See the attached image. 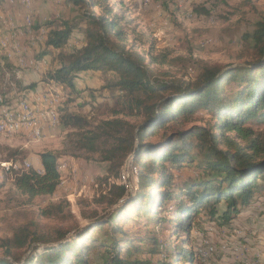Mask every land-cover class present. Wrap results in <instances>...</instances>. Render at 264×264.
<instances>
[{
    "label": "trees",
    "instance_id": "trees-1",
    "mask_svg": "<svg viewBox=\"0 0 264 264\" xmlns=\"http://www.w3.org/2000/svg\"><path fill=\"white\" fill-rule=\"evenodd\" d=\"M63 1L81 10V19L78 23H48L50 30L43 34L45 43L38 58L58 56L41 82L45 89L69 92L66 101L61 90L60 125L76 138L77 149L97 154L101 162L109 164L104 178L108 192L97 201L99 210L82 213L88 226L81 232L76 222L69 228L46 230L36 223L16 227L0 243V264H94L98 253L105 255L102 264H209L188 239L196 220L207 217L216 224H228L264 197V129L258 128L264 126V17L253 33L242 37L251 51L239 57L249 59L225 66L204 65L195 77L166 80L151 68L164 63V57L149 63L127 43L126 27L132 20L120 15L115 3ZM193 12L198 17L211 14L205 5H197ZM80 27L84 43L70 53L62 52ZM82 72L100 73L101 89L116 90L119 101L109 119L93 123L78 110L82 105L76 104L80 92L75 82ZM14 73L5 60L0 62L1 95L11 98L36 88L17 82ZM16 87L23 90L18 92ZM88 97L86 106L93 103L91 93ZM65 103L68 109H63ZM198 114L208 120L203 122ZM133 154L136 197L114 211L127 195L131 176L123 170ZM60 157L59 152L41 153L43 171L17 173L15 189L28 202L55 194L62 181ZM111 179L115 180L112 184ZM68 207L65 202L52 204L39 214L68 222L74 220L69 209L66 212ZM130 214L168 235L162 239L154 231L127 229ZM105 227L110 231L104 232L103 239L93 236ZM72 231L77 237L60 243ZM181 234L185 237L178 241ZM34 244L47 247L37 254L35 246L25 257Z\"/></svg>",
    "mask_w": 264,
    "mask_h": 264
},
{
    "label": "rangeland",
    "instance_id": "rangeland-1",
    "mask_svg": "<svg viewBox=\"0 0 264 264\" xmlns=\"http://www.w3.org/2000/svg\"><path fill=\"white\" fill-rule=\"evenodd\" d=\"M111 2L116 4V10L120 15L126 14L132 20L131 25L126 27L127 43L133 45L138 53L145 55L149 63L152 58L164 57V63L152 65L151 68L157 71V76L166 80L185 78L187 75L195 77L204 65L225 66L249 59L239 57L240 54H248L251 51H249L251 45L248 44L246 47L242 37L245 33H253L256 23L264 17V0H111ZM2 3L5 5L6 0H0V5ZM197 5H205L211 10V14L198 17L193 12ZM2 9L19 15L17 25L12 23L13 20H9L8 25L4 24L2 28L7 27L3 33L17 32L20 35L12 44V48L17 47L18 54L27 60H39L38 56L42 52L46 36L42 33L43 30L45 33L50 30L49 22L55 21L58 24L60 21L70 20L78 23L82 13L63 0H30L28 7L5 5ZM95 11L100 12L98 9ZM28 15L33 25L30 30L25 23ZM82 30L80 27L74 32L71 42H68L62 52L70 53L84 43ZM6 34L0 39H5ZM57 56V53L50 55V61L54 63ZM38 73L37 80L36 77L30 76L24 86L36 85L34 88L36 92L44 90L46 84L41 82L44 74ZM100 80L93 75L83 76L76 86L80 92L76 104L82 105L78 110L84 112L93 123L109 119L111 111L117 107L119 101L115 89L105 91L99 88L103 77ZM11 81L15 83L14 79ZM16 90L19 89L16 87ZM61 90L68 101L69 92L65 88ZM88 93L92 94L93 103L86 106L85 98L91 99ZM66 108L68 109L65 103L63 109ZM70 109L72 110L71 105ZM197 118H202L203 122L208 120L203 114H198ZM258 128L264 129V126ZM19 134L10 137L0 136V243L11 237L16 227L25 223H36L41 230H46L50 227L69 228L76 222L81 232L88 226L82 213L88 214L93 210H99L97 201L108 192L109 186L104 178L107 176L109 164L101 162L97 154L77 149L76 138L61 125L59 129L55 128L50 134H45L40 141L29 138L24 131ZM49 151L61 153L59 166H66L60 174L63 181L52 196L38 197L28 202L15 189L13 183L15 175L25 170L6 171L5 165L18 162L23 168H27L28 161L32 163L41 153ZM123 171H126V164ZM128 172L135 183L132 165ZM114 182V179L109 180L110 184ZM154 193L158 198V192L154 190ZM61 202L69 205L66 212L69 209L74 220L59 222L40 217L41 209ZM130 209L131 206L127 208L128 211ZM154 209L159 210V207L155 205ZM129 217L126 223L129 230L154 231L162 239L168 235L160 232L156 226L147 225L144 218L137 221L134 214H130ZM196 221L188 239L193 242L195 248H199L209 264L215 261L220 264H264V197L256 204L244 208L239 217L228 224H216L207 217H201ZM105 231H110V227L96 231L93 236L103 239ZM76 237L75 231L67 236L68 241ZM184 237L183 234L179 235L178 241ZM35 246H38L37 254L43 253L42 245L34 244L32 250ZM2 254L0 248V257ZM104 257L103 253H98L96 258L94 256V264H102Z\"/></svg>",
    "mask_w": 264,
    "mask_h": 264
},
{
    "label": "bare ground",
    "instance_id": "bare-ground-1",
    "mask_svg": "<svg viewBox=\"0 0 264 264\" xmlns=\"http://www.w3.org/2000/svg\"><path fill=\"white\" fill-rule=\"evenodd\" d=\"M6 4L12 7L13 6L28 7L30 5V0H6ZM25 23L28 27L27 29L30 30L31 26L33 25H32V19L29 15L25 19ZM43 32L45 33L46 31L43 30ZM6 36L7 37H5V39H0V62L4 60L13 61V59H16L18 66L22 68L24 67L25 69L26 67L32 69L48 68V61H46L45 59L27 60L24 57H22V55L18 54L17 47L12 48V44L14 43V41H17V39L20 37V35L17 32L8 33L6 34ZM12 87H13V83H12ZM13 93H15L14 87H13ZM45 97H48L49 100H45ZM62 97H63V93L59 88H54L51 90L50 89L38 90L37 92L36 90H32V94H28L26 90L23 93H19V94L15 93V95L11 98L4 97L3 95L0 94V123L2 125V129H0V136H8V137L16 136V135H20L19 133L24 131L26 132L29 138L40 141L41 139L44 138L47 129H51V126H48V122H49L48 110L42 107L43 105H45V107H52V111L54 114L55 128L59 129L60 116L58 113V109L60 107ZM26 123L28 124L29 127H27ZM26 164L27 163H25V165ZM20 168L23 167L18 162L14 164L8 163L5 165L6 171H12V170L21 171ZM214 264H220V263H216L215 261Z\"/></svg>",
    "mask_w": 264,
    "mask_h": 264
},
{
    "label": "crops",
    "instance_id": "crops-1",
    "mask_svg": "<svg viewBox=\"0 0 264 264\" xmlns=\"http://www.w3.org/2000/svg\"><path fill=\"white\" fill-rule=\"evenodd\" d=\"M2 5L4 7H5V5L8 6L7 4L4 5V3H2L0 5V32H2V34L0 35V38L3 37L6 34V33H3V30H6L7 27L5 29H3L2 28L3 25L4 24L8 25L9 20H11V21L13 20V22L15 23V25H17L18 24V18H19V15L16 12H6V11H3V9H2L3 6ZM13 7H19V6H13ZM21 50L24 51L25 49H21ZM42 59H45L46 61H48V68H46V69L45 68L44 69H42V68L41 69H32V68H30L31 70H28L29 69L28 67H26V69L24 67L23 68L22 67H19L16 59L13 60V61L12 60L11 61L5 60V62H6V66L9 65V66H11L15 70V73H14L15 74V79L17 81L22 80L23 84L25 85V82H26V79L27 78H29L30 76H32L33 78L36 77L35 80H37L39 77L37 78L36 73L39 72L41 75H43L46 71H48L52 67V62L50 61V56L43 57ZM40 71H42V72H40ZM30 73H31V75H30ZM7 74H9V73H7ZM89 75L96 76L99 79V81H101L100 79L102 78V75L100 73H97V72H82V73L79 74V76H78V78H77V80L75 82V85L77 86V82L80 81V77H83V76L86 77V76H89ZM103 84H104V82L102 81L101 86L100 87L98 86V87L101 88ZM99 88H97V89H99ZM9 96H11V95H9ZM51 131H53V129H47V131L45 132V134H48V133L50 134ZM31 164H32L34 170L40 171V172L43 171V167H42V164H41V161H40V158L39 157H38V159H36L35 161H33ZM65 168H66L65 165L59 166L60 173L63 170H65Z\"/></svg>",
    "mask_w": 264,
    "mask_h": 264
},
{
    "label": "water",
    "instance_id": "water-1",
    "mask_svg": "<svg viewBox=\"0 0 264 264\" xmlns=\"http://www.w3.org/2000/svg\"><path fill=\"white\" fill-rule=\"evenodd\" d=\"M135 157V154L131 155L129 157V159L127 160L126 162V174L129 175V172H128V168L132 165L133 163V159ZM130 176V175H129ZM127 189H128V192H127V195L121 199L118 204L114 207V211H117V210H120L121 208H123L129 201L132 200V198L135 197V186H134V183L132 181V177L129 178L128 180V185H127ZM69 240V238H66L64 241L60 242V243H64V242H67ZM59 243L57 244H52V245H47V246H55V245H58ZM47 246H44L42 245V247H47ZM32 251V248L30 249L29 253ZM28 253V254H29ZM27 256V255H26Z\"/></svg>",
    "mask_w": 264,
    "mask_h": 264
},
{
    "label": "built area",
    "instance_id": "built-area-1",
    "mask_svg": "<svg viewBox=\"0 0 264 264\" xmlns=\"http://www.w3.org/2000/svg\"><path fill=\"white\" fill-rule=\"evenodd\" d=\"M36 69H39V68H36ZM28 94H32V90H27ZM45 100H49L48 97H45ZM42 108H46L48 110V113H49V122H48V126H51V129H55V124H54V114H53V111H52V107H45V105H43ZM27 124V123H26ZM27 127L28 124H27ZM0 129H2V125L0 123ZM33 169V166L32 164L28 161V166L27 168H20V170H31ZM9 170V168H8ZM39 173H41L40 171H37ZM233 256H238L239 254H232Z\"/></svg>",
    "mask_w": 264,
    "mask_h": 264
}]
</instances>
